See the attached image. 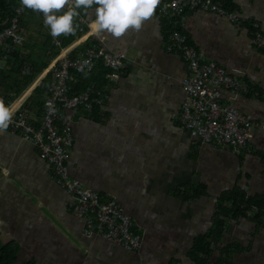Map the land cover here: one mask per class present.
<instances>
[{"label": "crops", "instance_id": "obj_1", "mask_svg": "<svg viewBox=\"0 0 264 264\" xmlns=\"http://www.w3.org/2000/svg\"><path fill=\"white\" fill-rule=\"evenodd\" d=\"M232 3L241 26L201 10H186L177 18L155 13L141 30L129 29L120 38L92 32L76 36L75 31L73 42L102 38L106 47L127 52L128 65L117 80L105 78L97 88L90 84L107 96L98 117L93 112L68 116L74 139L70 171L91 189L115 199L141 229L143 244L128 252L100 237L85 236L83 222L74 217L71 199L56 184L47 162L31 143L6 130L0 134V241L17 245L16 264H194L188 254L193 237L210 228L215 198L229 190H212L208 172L210 168L213 176L218 159L211 148L231 150L240 165L249 153L264 164V130L255 129L249 146L241 151L194 139L178 119L185 97L180 80L186 68L179 54L166 52L165 46L170 32L178 30L206 60L247 82L248 94L225 93V101L264 123V50L250 39L253 23L264 32V0ZM95 8L78 12L94 22ZM20 18L25 42L44 56L51 48L43 46L49 31L41 13L25 8ZM242 175L239 169L233 186L243 188ZM245 175L248 179L249 173ZM191 184L204 186L206 194L189 201L172 195ZM202 200V208L180 213V205ZM228 228L215 251L231 244L236 247L232 264H264V259L254 260L264 257V228L244 218ZM25 243L36 249H25Z\"/></svg>", "mask_w": 264, "mask_h": 264}, {"label": "built area", "instance_id": "obj_2", "mask_svg": "<svg viewBox=\"0 0 264 264\" xmlns=\"http://www.w3.org/2000/svg\"><path fill=\"white\" fill-rule=\"evenodd\" d=\"M18 8H14L7 24L0 31V70H3L8 55L13 54L15 48L24 41L19 28L22 12ZM186 10H201L225 17L234 26H241L243 22L237 10L227 9L215 0H161L155 13L177 18ZM41 16L44 21L42 13ZM77 19L79 24L76 32L80 33L90 21L81 13ZM252 29L251 42L264 50V32L257 30L256 23L252 24ZM51 38L55 45H61V36ZM102 40L100 38L77 49L75 54L71 52L80 44V40L61 47L60 52L30 86L17 97L3 100L5 106L13 110L7 130L31 143L47 162L56 184L71 199L74 217L83 222L85 236H97L125 251L135 252L142 247L143 235L133 218L115 199L104 197L91 189L70 171L74 139L68 116L89 113L96 107L101 111L107 98L103 90L91 87L74 91L75 82H78L79 77L98 70L99 65L108 70L106 78L115 81L128 65L125 51L108 48ZM165 50L178 53L186 68L180 80L185 94L178 116L180 126L202 142L226 144L237 151L247 148L254 130H264V123L250 119L236 106L226 102L225 93L230 97L248 94L249 84L230 76L217 62L206 60L178 30L170 32ZM85 61L88 63L85 64ZM48 73L51 78L42 106L38 109L28 107V96Z\"/></svg>", "mask_w": 264, "mask_h": 264}, {"label": "trees", "instance_id": "obj_3", "mask_svg": "<svg viewBox=\"0 0 264 264\" xmlns=\"http://www.w3.org/2000/svg\"><path fill=\"white\" fill-rule=\"evenodd\" d=\"M220 3L227 9L234 7L232 0H219ZM20 0H0V31L7 24L8 19ZM65 8L63 11H67ZM62 15L63 12L56 13ZM77 18V17H76ZM74 18V26L79 24L78 19ZM21 25V18L19 28ZM21 30V29H20ZM79 33L76 34V36ZM46 40L43 41L45 55L34 53L33 47L28 45L25 40L20 46H17L13 54L8 55L5 61V69L0 70V99L6 100L17 97L21 92L30 86L35 78L43 72L49 61L57 55L61 47L68 46L73 42V35H61V45H55L52 42L51 35H46ZM93 39H85L74 48L71 54H75L77 49L88 46ZM108 70L99 65L98 70L79 77L78 82L74 84V91H79L87 87L96 89L102 80L106 78ZM92 77V78H91ZM50 73L33 89L30 96L27 98L26 105L33 109H38L42 106L46 98V86L50 80ZM106 80V79H105ZM90 84H93L91 86ZM14 96V97H13ZM99 109L96 107L91 112L94 114ZM90 113V112H89ZM206 194L205 187L198 184H191L184 188L175 189L172 195L183 201L197 199ZM214 213L211 218V226L204 233L194 235L191 247L188 251L190 259L194 264H232V254L236 247L231 244H226L224 247L219 246L216 252V246L221 243L223 237L229 233V223L238 222L240 219H247L256 226L264 228V193L250 195L246 190L238 185H234L231 189L223 191L215 198ZM139 231L141 229L138 227ZM142 233V232H141ZM143 235V234H142ZM218 248V247H217ZM216 253L211 259L212 254ZM19 249L17 245H4L0 241V264H16Z\"/></svg>", "mask_w": 264, "mask_h": 264}, {"label": "clouds", "instance_id": "obj_4", "mask_svg": "<svg viewBox=\"0 0 264 264\" xmlns=\"http://www.w3.org/2000/svg\"><path fill=\"white\" fill-rule=\"evenodd\" d=\"M161 0H20L21 7L42 13L44 24L53 38L61 35H74V18L79 16L77 9H92L96 5V19L91 30L97 36L107 33L114 38L122 37L129 29L139 31L146 21L154 17ZM67 8V11H63ZM63 12L62 15L56 13ZM85 64L88 61L84 62ZM13 117V110L0 99V134H3Z\"/></svg>", "mask_w": 264, "mask_h": 264}, {"label": "rangeland", "instance_id": "obj_5", "mask_svg": "<svg viewBox=\"0 0 264 264\" xmlns=\"http://www.w3.org/2000/svg\"><path fill=\"white\" fill-rule=\"evenodd\" d=\"M126 54H127V52H126ZM3 69H5L4 66H3ZM252 112L254 113V111H252ZM3 139L7 140V141L9 140L6 138H3ZM203 143H207V144H211V145L224 146V147L228 146L226 144H214L211 142H203ZM210 147H212V146H207V151L214 149L216 151L215 157L218 159L216 162L215 173L213 174V176H212V173L210 171V168H209V172H208V179H209L210 184L212 185V190L216 191V189H215L216 186L219 187L220 189L222 188L223 190L230 189L231 187H233V184L236 183V181H237L236 176L238 175L239 169H240V172H243L242 176L246 179V183L242 186L243 188L248 190V192L250 194H254L257 192H264V164H262V162L257 157L254 158L250 153H249V155L246 154V159H245L243 165H240V162L236 160V155H234V153H232L231 150H229L227 148H223V147L209 149ZM234 150H236V149H234ZM211 151H213V150H211ZM239 151H241V150H239ZM248 159H251V161L248 162ZM71 172H73V171H71ZM246 173H249L248 179L245 175ZM57 189L61 191V189H59L58 187H57ZM117 199L122 201V199L120 197H118ZM204 204H205L204 200L199 201L198 203H192V202L191 203H184V205L179 206V208L181 209L180 213L182 215H186V213H185L186 210L196 211L198 208H202L204 206ZM162 208L165 210L171 209V208L167 209L166 206H162ZM241 237H244V235H242ZM4 245H9V244H4ZM23 246H24V244H23ZM34 248H35V245L30 244V243H25V249H31L34 251ZM23 249H24V247H23ZM28 256H30V255H28ZM28 256H27V254L25 255V257H28ZM254 256H256V255H254ZM249 257L251 258V256H249ZM22 259H23V261H26L24 258H22ZM262 259H264L263 256L255 258L254 260H255V262H258L259 260H262ZM32 263H33V261H32ZM37 263H39V262H37Z\"/></svg>", "mask_w": 264, "mask_h": 264}, {"label": "bare ground", "instance_id": "obj_6", "mask_svg": "<svg viewBox=\"0 0 264 264\" xmlns=\"http://www.w3.org/2000/svg\"><path fill=\"white\" fill-rule=\"evenodd\" d=\"M92 23H93V20L90 21V23L87 25V27H86L84 30L81 31V33H84V32H86V33H91V32H93V31L91 30V25H92Z\"/></svg>", "mask_w": 264, "mask_h": 264}]
</instances>
